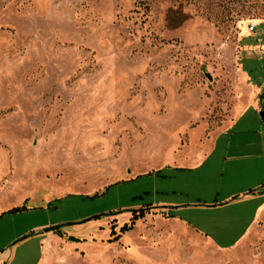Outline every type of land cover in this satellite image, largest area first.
Returning <instances> with one entry per match:
<instances>
[{"label":"rangeland","instance_id":"374dc122","mask_svg":"<svg viewBox=\"0 0 264 264\" xmlns=\"http://www.w3.org/2000/svg\"><path fill=\"white\" fill-rule=\"evenodd\" d=\"M263 28L264 0H0V264H264V200L226 204Z\"/></svg>","mask_w":264,"mask_h":264},{"label":"crops","instance_id":"0c3cea01","mask_svg":"<svg viewBox=\"0 0 264 264\" xmlns=\"http://www.w3.org/2000/svg\"><path fill=\"white\" fill-rule=\"evenodd\" d=\"M245 43V49L248 50L250 55V63L245 67L242 65V72L248 79L249 88L252 94L249 105L240 111L239 115L232 122L230 127L237 126L246 119L250 112L255 114L254 121L262 123L263 120L260 116V112L264 109V28L256 34L255 38L247 40ZM244 128L250 126L249 122L242 124ZM229 127V128H230ZM242 153L237 159H233L238 164H243V173L251 182L250 188L254 190V193H240L238 200L227 201L226 204H232L237 202L250 203V208L245 207L243 210H250L253 205L264 200V139L241 142L234 146ZM229 200V199H227ZM260 210L254 211L252 214L244 215V218L248 217L251 224H254L259 220Z\"/></svg>","mask_w":264,"mask_h":264},{"label":"trees","instance_id":"16d2710c","mask_svg":"<svg viewBox=\"0 0 264 264\" xmlns=\"http://www.w3.org/2000/svg\"><path fill=\"white\" fill-rule=\"evenodd\" d=\"M140 217H141V215H134V216H133V220H132V224H134L136 220L140 219ZM131 228H132V226H124V227L122 228V232H127V231H129Z\"/></svg>","mask_w":264,"mask_h":264},{"label":"water","instance_id":"95a60500","mask_svg":"<svg viewBox=\"0 0 264 264\" xmlns=\"http://www.w3.org/2000/svg\"><path fill=\"white\" fill-rule=\"evenodd\" d=\"M260 116H261V118H262V120H263V122H264V109L260 112ZM56 228H51V229H49V230H46L45 232H48V231H54Z\"/></svg>","mask_w":264,"mask_h":264},{"label":"built area","instance_id":"2783aa9c","mask_svg":"<svg viewBox=\"0 0 264 264\" xmlns=\"http://www.w3.org/2000/svg\"><path fill=\"white\" fill-rule=\"evenodd\" d=\"M255 28H256L255 25H253V24H250V25H249V30H250L251 32H254V31H255Z\"/></svg>","mask_w":264,"mask_h":264}]
</instances>
